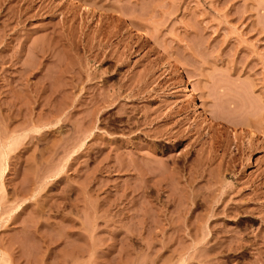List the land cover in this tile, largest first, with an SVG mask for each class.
<instances>
[{"label":"rangeland","instance_id":"rangeland-1","mask_svg":"<svg viewBox=\"0 0 264 264\" xmlns=\"http://www.w3.org/2000/svg\"><path fill=\"white\" fill-rule=\"evenodd\" d=\"M259 108L264 0H0V264H264Z\"/></svg>","mask_w":264,"mask_h":264},{"label":"bare ground","instance_id":"bare-ground-1","mask_svg":"<svg viewBox=\"0 0 264 264\" xmlns=\"http://www.w3.org/2000/svg\"><path fill=\"white\" fill-rule=\"evenodd\" d=\"M87 10L91 11V12H94V9L91 8V7H87ZM175 76H176L177 80L181 83L182 91L188 97L190 103L194 106V109L199 112L201 117L202 116L203 117H208L207 112L205 111V109H202V107L198 104L197 99H196V97L194 95L193 86L191 85L190 81L187 79L184 70L182 68H177ZM217 100L219 101V97H218ZM220 101H222V104H223V100H220ZM220 101L218 102V104L221 105V107H222V104H221ZM226 101L229 102V104H230V101H232V100L231 99H228V100L226 99L224 101L225 102L224 105H226ZM242 101L240 103H242ZM218 106L212 110V118H213V120L222 119V116H221V114L219 112L220 111L219 110L220 106L219 107ZM224 108H222V109H224ZM249 109H253V108H249ZM255 112H258V110H256ZM259 112H261V113H258V115L256 117L250 116L251 114L248 113L249 114V115L247 114L248 117L246 119H242V122L248 126V129L247 130L243 129L239 133H238V131H236L240 136L243 137V139H246L248 141V145L249 146L243 148L242 151L245 154H249L250 155L249 156V160H248L249 161V166L254 164L252 159H251V154L253 152L252 150H254L253 148L255 146L261 147L260 151H264V112L260 108H259Z\"/></svg>","mask_w":264,"mask_h":264}]
</instances>
